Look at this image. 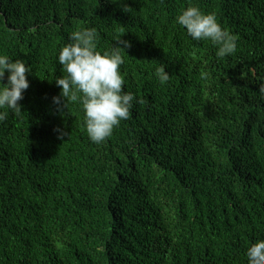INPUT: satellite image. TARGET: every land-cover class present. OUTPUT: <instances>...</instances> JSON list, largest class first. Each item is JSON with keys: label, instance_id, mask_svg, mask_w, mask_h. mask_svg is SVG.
Masks as SVG:
<instances>
[{"label": "trees", "instance_id": "1", "mask_svg": "<svg viewBox=\"0 0 264 264\" xmlns=\"http://www.w3.org/2000/svg\"><path fill=\"white\" fill-rule=\"evenodd\" d=\"M188 6L236 51L193 41L175 23ZM83 28L101 53L130 44L136 100L101 144L78 103L53 102ZM0 54L31 66L0 122V264H247L264 240V0H0Z\"/></svg>", "mask_w": 264, "mask_h": 264}, {"label": "clouds", "instance_id": "2", "mask_svg": "<svg viewBox=\"0 0 264 264\" xmlns=\"http://www.w3.org/2000/svg\"><path fill=\"white\" fill-rule=\"evenodd\" d=\"M175 23L186 31L193 41H210L216 46V56L224 58L233 54L237 47V37L217 22L214 14L205 13L196 6H188L175 17ZM97 30L83 28L69 35V43L58 53V64L64 75L55 79L60 88L58 97L53 102L63 108L70 100L80 105L84 114V124L88 139L94 144H101L112 135L113 129L122 120L130 117L136 97L124 90L125 79L120 67L124 63L122 52L130 47L126 40L116 38L111 50L97 51ZM31 66L23 60L12 59L0 54V122L9 112L19 114L23 92L29 87L26 74ZM156 76L161 83H166L169 74L163 65L157 68ZM264 98V85L259 88ZM247 264H264V240L248 247Z\"/></svg>", "mask_w": 264, "mask_h": 264}]
</instances>
